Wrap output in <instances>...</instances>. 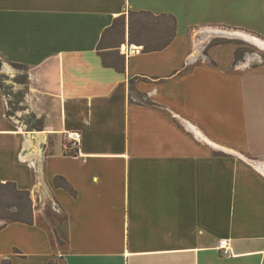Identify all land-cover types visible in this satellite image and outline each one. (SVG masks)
Segmentation results:
<instances>
[{
	"label": "crops",
	"instance_id": "obj_1",
	"mask_svg": "<svg viewBox=\"0 0 264 264\" xmlns=\"http://www.w3.org/2000/svg\"><path fill=\"white\" fill-rule=\"evenodd\" d=\"M130 12L176 36L144 53L127 26L118 72L98 45ZM209 27L264 41V0H0V59L28 69L0 84V182L34 217L1 225L0 264H264V64L205 55Z\"/></svg>",
	"mask_w": 264,
	"mask_h": 264
},
{
	"label": "trees",
	"instance_id": "obj_2",
	"mask_svg": "<svg viewBox=\"0 0 264 264\" xmlns=\"http://www.w3.org/2000/svg\"><path fill=\"white\" fill-rule=\"evenodd\" d=\"M127 26L129 28V43L142 45L144 53L166 48L176 36V18L172 15L157 16L150 12H130L128 22L125 16L116 19L114 24L104 32L98 45V53L106 67H112L118 72L125 71V57L119 53L117 48L126 41ZM242 58L243 53L237 50L235 62L241 61ZM14 65L24 68L22 65ZM18 82L22 83L19 80ZM70 147L68 145L66 153L77 154L76 150L69 151ZM55 182L58 187H63L75 194V191L64 178L57 177ZM7 210H11L10 214L8 213L9 222L34 223L29 192L18 190L14 183L0 182V215H3L2 211ZM1 228L2 226H0ZM1 264H7V262ZM50 264L57 263L52 261Z\"/></svg>",
	"mask_w": 264,
	"mask_h": 264
},
{
	"label": "rangeland",
	"instance_id": "obj_3",
	"mask_svg": "<svg viewBox=\"0 0 264 264\" xmlns=\"http://www.w3.org/2000/svg\"><path fill=\"white\" fill-rule=\"evenodd\" d=\"M251 36L259 38L254 35ZM196 43L198 46L204 48L205 55H210L211 49H215L214 52L216 56L226 65L229 55L232 54V59L234 60V55L237 50L243 53V58L241 61L237 62V65L247 62L248 64L251 63L252 67H256L260 64H264V48L262 46L224 27L199 29L196 36ZM261 73L263 72L259 74ZM26 75H28V69L17 67L0 59V84H2L7 93L9 87L8 81H24L25 77L23 76ZM73 149H75V147H73ZM256 162V166L264 172V162ZM10 211L1 212L3 215H0V226L3 223L9 222L8 213L10 214Z\"/></svg>",
	"mask_w": 264,
	"mask_h": 264
},
{
	"label": "built area",
	"instance_id": "obj_4",
	"mask_svg": "<svg viewBox=\"0 0 264 264\" xmlns=\"http://www.w3.org/2000/svg\"><path fill=\"white\" fill-rule=\"evenodd\" d=\"M65 138L67 141L71 142L72 146L75 147V149H76L81 142L82 135L79 132L70 131V132L65 133ZM219 249L226 256H230L233 254V251L231 249V246H230L228 240H222L220 242Z\"/></svg>",
	"mask_w": 264,
	"mask_h": 264
},
{
	"label": "bare ground",
	"instance_id": "obj_5",
	"mask_svg": "<svg viewBox=\"0 0 264 264\" xmlns=\"http://www.w3.org/2000/svg\"><path fill=\"white\" fill-rule=\"evenodd\" d=\"M236 34H239V35H242V36H244L245 38H248V39H250V41H254L256 44H258V45H260V46H262L263 48H264V41L263 40H261V39H259V38H255V37H253V36H251V35H248V34H246V33H237V32H235Z\"/></svg>",
	"mask_w": 264,
	"mask_h": 264
}]
</instances>
